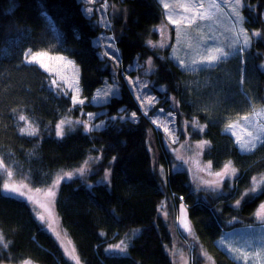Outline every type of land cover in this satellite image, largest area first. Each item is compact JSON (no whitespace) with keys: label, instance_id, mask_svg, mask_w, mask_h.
<instances>
[{"label":"trees","instance_id":"trees-1","mask_svg":"<svg viewBox=\"0 0 264 264\" xmlns=\"http://www.w3.org/2000/svg\"><path fill=\"white\" fill-rule=\"evenodd\" d=\"M110 2L108 20L121 65L150 57L151 87L164 97L160 104L174 110L178 121L184 117L204 125L202 131H191L192 139L206 142L203 160L213 169L230 161L236 178L229 185L225 180V190L213 195L196 191L182 170L168 172L162 181L157 167L165 164L163 152L171 154L159 142L151 155L148 140L154 127L123 79L114 77L108 61L100 58L92 39L101 28L77 0H0V155L29 188L54 191L47 197L51 211L83 264H173L168 250L185 239L174 228L171 194L187 204L184 214L194 244L208 250L215 264H240L216 242L222 244L233 228L259 224L255 212L264 186L253 191L250 184L264 174V140L241 152L223 128L264 106V0H242L243 25L251 38L242 57L232 55L193 72L173 63L169 46L148 44L155 38L154 27L165 19L159 0ZM256 32L261 35H252ZM38 50L72 58L86 97L107 78L119 83L120 94L105 103L106 111L97 118L104 120L102 127L55 134L56 121L78 108L69 94L53 89L47 72L25 62L26 52ZM27 120L35 129L25 130ZM60 173L70 175L55 180ZM168 202L170 212L163 216L160 209ZM0 234L7 244H0V264H73L30 204L3 192L1 174ZM120 249L126 253L116 252Z\"/></svg>","mask_w":264,"mask_h":264},{"label":"rangeland","instance_id":"rangeland-1","mask_svg":"<svg viewBox=\"0 0 264 264\" xmlns=\"http://www.w3.org/2000/svg\"><path fill=\"white\" fill-rule=\"evenodd\" d=\"M83 8L88 16L94 15L97 18L101 31L94 38L93 44L98 49V54L101 59L108 61V65L111 69L112 75L119 76L126 83V86L130 90L136 104L138 105L141 113L145 115L154 127L153 136L151 142L148 140L149 149L151 155L154 157V145H158L160 142L161 148L164 151H168L174 159L172 168L174 170L185 171L192 182V185L196 191H200L201 195H213L222 190H225L224 183L228 180V185L234 180L238 174L237 169L231 164L227 174L225 172L226 162L220 169H213L207 161L203 160L201 156V147H197L201 142L199 140L192 139V130L201 131L204 129V125L197 124L195 119L181 118L178 121L176 112L174 110L166 109L167 105H161L164 97L157 95L151 87L150 75L153 70V62L150 57L145 59H139L135 57L133 61L122 66L119 50L116 46L114 34L112 33L110 21L108 20V10L111 6L110 0H82ZM164 10V22L154 27L156 33L154 39H149L148 44L151 46H169V56L171 60L183 71L193 72L201 67H212L220 61H224L232 55H239L242 57L245 50L248 49L251 38L243 25V19L237 17L233 8L240 13V17L243 18L240 11V5H236L235 0H215L219 4V8H210L209 5L213 0H159ZM191 3L203 4L204 8L199 9L205 13L206 18L201 20L198 18V11L195 9L186 10L184 5ZM167 4L169 7L165 8ZM193 16H196L194 23H190ZM171 17V20L169 19ZM263 21L264 15L262 14ZM172 21H180L181 23L175 24ZM241 29L246 30L249 37V43L244 44L245 36L242 34ZM216 49H220L227 53L226 56L212 62L211 64L205 61L208 55H217ZM34 53H46L47 55L41 57L39 61L32 62L37 64L43 70L53 75V85L56 91L67 89L70 93L74 104L82 106L87 103L81 95L79 78L80 71L78 65L72 58L58 53H50L44 51H28L25 55V62L29 63V57ZM63 57V59H58ZM242 59V58H241ZM44 65V66H41ZM162 86L159 87L161 89ZM120 94L119 83L112 77L108 80L105 79L94 91L90 97L89 102L94 105H103L112 96H118ZM74 98L83 100V103H75ZM152 100V103H149ZM264 109V106H256L249 113L238 117L226 125L223 130L229 133L236 146L241 152H248L251 150L242 149V145L245 142L255 143V146L264 140V116H257L255 113ZM106 111L105 106L99 107L95 111H86L85 114L79 112V117L76 119L71 117H63L60 122L56 124V131L58 132L57 125L64 121L63 133L66 130L73 129L74 127H80L82 130H86L89 124L100 128L104 125V120L99 119L95 121L96 115ZM248 116V120L242 119ZM83 122L82 126H78V123ZM24 128L26 131H31L32 127L28 120L25 123ZM229 125H232L229 128ZM167 129V131H165ZM155 135V137H154ZM259 136L260 139H256ZM254 149V148H253ZM164 153V152H163ZM165 153V159H167ZM0 174L3 177V185L8 184L10 187H19L25 185L22 190L25 191L24 197L12 194L10 192L4 193L22 198L26 200L34 213L35 218L39 224L50 235L54 237L64 255L73 263L76 264L78 258L79 264H83L79 258L78 252L72 241H68L65 234L58 228L56 218L51 211V204L47 200L48 190L45 186L38 188H29L23 183L17 173L13 171L4 159L0 155ZM162 167V166H161ZM12 175L9 176L8 173ZM80 172V171H78ZM167 171L162 167L158 173L161 176H165ZM220 173L221 175H217ZM67 176L66 174H60L57 178ZM264 186V174L254 176L251 179L250 190H258ZM223 193V192H221ZM31 197V200L28 199ZM176 201V208L174 209V228L177 226L184 232V243H175L169 250L170 256L173 259L174 264H215V260L208 250L203 246L194 244L193 233L190 232L191 225L189 220L184 214L185 207ZM179 204V205H178ZM264 205V199L257 207L255 212L256 221L258 225L252 226H240L233 228L231 231L225 233V237L222 239V244L216 242L218 246H222L223 250L229 257L245 264L243 260H237L234 258L235 253L233 249H238L242 253H246L249 256H254L264 249V210L261 206ZM167 206L164 205L161 209L162 214H166ZM43 217V220L40 219ZM187 224V228L184 225ZM190 229V230H189ZM189 234V236L187 235ZM191 234V235H190ZM191 237V238H190ZM183 242V241H182ZM224 246V247H223ZM74 250V251H73ZM121 254H125L126 250L116 251ZM6 264H35L31 261H21L19 263H6Z\"/></svg>","mask_w":264,"mask_h":264},{"label":"snow or ice","instance_id":"snow-or-ice-1","mask_svg":"<svg viewBox=\"0 0 264 264\" xmlns=\"http://www.w3.org/2000/svg\"><path fill=\"white\" fill-rule=\"evenodd\" d=\"M235 3L236 5H240L242 3V0H235ZM165 8L169 7L167 4L164 5ZM183 7H185L186 10L188 9H195L198 11V18L201 19V20H204L206 18V15L204 12L202 11H199V9H203L204 8V5L203 4H197V3H191L189 5H184ZM210 8H219V4L215 2V0H213V2L209 5ZM233 12L234 14L239 17L241 20L243 19L242 17H240V13L238 11H236L235 7L233 8ZM44 15H46V13H42ZM196 16H193L190 20V23H194L195 20H196ZM169 19L171 20V17H169ZM173 23L175 24H180L181 22L180 21H172ZM241 32L242 34H244L245 36V39H244V44L247 45L249 43V37L247 36V33H246V30L244 29H241ZM252 35H255V36H259L261 35V33L259 32H256V33H253ZM216 52L218 53L217 55H208L206 56L205 58V61H201L202 63L203 62H207L209 64H211L212 62L220 59L221 57H224L227 55V53L223 52L222 50L220 49H216ZM47 55L46 53H34L32 54L30 57H29V63H32L34 61H39V59L43 56ZM58 59H63V57H60ZM41 66H44V65H41ZM74 102L75 103H83V100H80L79 98H74ZM149 103H152V100H149ZM257 116H264V109H261L259 112H256L255 113ZM135 115V114H133ZM21 119H24L23 117H21ZM242 119L244 120H248L249 117L248 116H245L243 117ZM65 122L64 121H61V123L59 125H57V129H58V132L57 134L58 135H63V124ZM198 122H194V125L197 124ZM232 125H229V128H231ZM203 130V128H201V131ZM262 130H264V128H262ZM165 131H167V129H165ZM29 134H33V133H29ZM256 139H260L259 136L256 137ZM204 143L206 142H201L199 145H197V147H203ZM253 148H255V143H252V142H245L243 145H242V149L244 150H252ZM0 166H2V161H0ZM230 168V162L228 165H225V172L224 174H227L228 170ZM81 172L83 171V169L80 170ZM9 176L12 175L11 172L8 173ZM66 175H70V174H66ZM217 175H221L220 173H217ZM56 185L54 184L53 185V188L55 187ZM26 187L25 185H20L19 187H10L8 184H4L3 185V190L6 191V192H10L12 194H15V195H18V196H21V197H24L26 195L25 191H23L22 189ZM253 191H255V189H252ZM47 195L49 196H54L55 193L54 191L50 188L48 190V193ZM29 200H31V197H28ZM237 204H239V201H237ZM261 209L264 210V205L261 206ZM41 220H43V217H40ZM185 228H187V224L184 225ZM190 230V229H189ZM0 244H3L4 247H7V244H4V240H3V236L2 234H0ZM74 251V250H73ZM234 253H235V256L234 258L237 259V260H243L245 261V264H264V249H261V251L259 253H257L256 255L254 256H249L248 254L246 253H242L240 252L238 249H233ZM76 264H79V260L77 258L76 260Z\"/></svg>","mask_w":264,"mask_h":264},{"label":"bare ground","instance_id":"bare-ground-1","mask_svg":"<svg viewBox=\"0 0 264 264\" xmlns=\"http://www.w3.org/2000/svg\"><path fill=\"white\" fill-rule=\"evenodd\" d=\"M77 1H79L80 2V4H81V9H82V11H83V13L85 14V16L86 17H88V18H94V20L96 21V23H97V25L101 28V26L99 25V23H98V21H97V18H96V16H94V15H91V16H88L86 13H85V11H84V8H83V4H82V0H77ZM110 25H111V23H110ZM101 31V30H100ZM99 31V32H100ZM99 32H98V34H99ZM113 33V32H112ZM97 34V35H98ZM96 35V36H97ZM95 36V37H96ZM94 37V38H95ZM94 38L92 39V43H93V40H94ZM38 51H44V50H38ZM44 52H48V51H44ZM50 53H57V52H50ZM58 54H62V53H58ZM62 55H65V54H62ZM65 56H67V55H65ZM67 57H69V56H67ZM168 57L170 58V56H169V54H168ZM70 58V57H69ZM171 59V58H170ZM27 63V62H26ZM174 63V62H173ZM31 64H33V63H31ZM35 65H37V64H35ZM38 66V65H37ZM39 67V66H38ZM40 68V67H39ZM42 69V68H41ZM43 70V69H42ZM43 71H45V70H43ZM45 72H47V71H45ZM48 74H49V76H50V78H51V80L52 81H54V77H53V75L52 74H50L49 72H47ZM80 79V78H79ZM79 85H80V81H79ZM53 89L56 91V88H55V86L53 85ZM96 89V88H95ZM95 89H94V91H95ZM65 90V92L63 91V89L62 90H58V91H56L57 93H67V94H69V96H70V93L69 92H67L68 90L67 89H64ZM80 90H81V86H80ZM94 91H93V93H94ZM93 93L91 94V96L93 95ZM81 95L86 99V100H88V102L87 103H85V104H83L82 106H79V105H77V104H74L73 103V101H72V98H71V96H70V98H71V101H72V105H73V107H77L78 109H77V113H74V114H68V115H65V116H63V117H71V118H78L79 117V112H81V113H84L85 114V112L86 111H95V110H97L99 107H101V106H105V103L103 104V105H94V104H92V103H90L89 102V99H90V97H86V96H84L83 94H82V90H81ZM99 115L100 114H98V115H96L95 116V118H94V120L95 121H98L97 120V118L99 117ZM63 117H61L60 119H58L57 121H56V123L54 124V127H53V129H54V132H55V134L56 135H58L57 134V131H56V124L58 123V122H60V120L63 118ZM32 122H30L29 124L31 125V127L32 128H34L35 129V125L32 123ZM83 125V122H80V123H78V126H82ZM87 127V129L86 130H82L80 127H74L73 129H69V130H66L64 133H63V135L66 133V132H68V131H74V130H81V131H83V132H88V131H90V130H92V129H94V128H97V127H95V126H93V124H89L88 123V126H86ZM58 136H61V135H58ZM163 155H164V159H165V153H163ZM173 162H174V159L172 158V156H170V157H168L167 156V159H165V164L162 166V167H164V169L167 171L166 173H165V176H161L159 173V176L161 177V179H162V181H164V180H166V174L168 173V172H170V171H176V170H174L173 168H172V165H173ZM162 167L161 166H158L157 167V172H159L160 170H162ZM61 174V173H60ZM60 174H58V175H56L55 177H54V179L56 180V178L60 175ZM58 179V178H57ZM59 179H63V177L62 178H59ZM6 194V193H5ZM178 200H183L184 201V199H183V197L182 196H178V199H176L175 198V195L174 194H171V196H170V198H169V201H171V205H172V207H173V210L174 209H177L178 210V208H176V201H178ZM181 204L183 203V202H180ZM179 203V204H180ZM164 205H166L167 206V208H166V211H167V213H168V211L170 212V210H169V208H168V205H169V202L168 203H164L163 204V206ZM163 206H162V208H163ZM184 207H187V204L185 203V205H183ZM161 208V209H162ZM161 209H160V212H161ZM161 215H163V216H165L166 214H162L161 213ZM177 230H178V232H179V234L181 233V235L182 236H184V232H182V230L177 226V228H176ZM191 232V231H190ZM188 236H189V234H187ZM191 235V234H190ZM194 243H195V241H194ZM175 244V243H174ZM173 244V245H174ZM173 247V246H172ZM170 250V249H169ZM168 250V251H169ZM118 251V250H117ZM120 251H121V249H120ZM212 258L214 259V257L212 256ZM173 260V259H172ZM215 260V259H214ZM173 264H174V262H173Z\"/></svg>","mask_w":264,"mask_h":264},{"label":"crops","instance_id":"crops-1","mask_svg":"<svg viewBox=\"0 0 264 264\" xmlns=\"http://www.w3.org/2000/svg\"><path fill=\"white\" fill-rule=\"evenodd\" d=\"M183 212H185V210Z\"/></svg>","mask_w":264,"mask_h":264}]
</instances>
